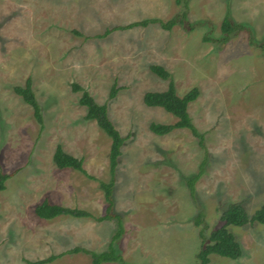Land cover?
Instances as JSON below:
<instances>
[{
  "label": "rangeland",
  "instance_id": "obj_1",
  "mask_svg": "<svg viewBox=\"0 0 264 264\" xmlns=\"http://www.w3.org/2000/svg\"><path fill=\"white\" fill-rule=\"evenodd\" d=\"M251 26L255 43H264V0H0V172L11 173L0 190V264H92L79 246L108 248L116 221L67 214L36 215L44 199L105 213L98 179L109 180L111 138L86 119L79 103L82 85L126 136L116 166L113 211L124 233L115 241L128 264H194L207 231L221 224L231 201L249 215L264 204V51L243 30L227 42L217 40L227 11ZM187 10L192 30L159 23L115 30L106 28L145 18L167 20ZM258 45V46H257ZM164 66L182 96L196 86L188 104L202 146L188 128L154 133L152 121L177 117L143 101L147 90H164L168 80L150 69ZM28 78L43 124L14 86ZM119 89L109 97L113 85ZM58 144L83 159L92 179L71 167L58 168ZM203 171L191 194L187 180ZM202 211L203 221L195 223ZM242 247L231 259L212 254L208 264H264V223L229 225ZM101 264H119L103 262Z\"/></svg>",
  "mask_w": 264,
  "mask_h": 264
},
{
  "label": "trees",
  "instance_id": "obj_2",
  "mask_svg": "<svg viewBox=\"0 0 264 264\" xmlns=\"http://www.w3.org/2000/svg\"><path fill=\"white\" fill-rule=\"evenodd\" d=\"M184 4L185 6L187 5V0H184ZM186 18L187 10L182 11L181 14H176L165 21L159 18H145L123 25H115L106 28L103 33L96 34V36L105 37L115 30H123L135 26H147L149 23H159L161 27L166 30H170L176 24L183 25L185 28L192 30L194 25ZM243 30L249 32L251 44H258L255 43V40L253 39L254 34L251 26L245 24V22H238L234 20L230 15V11L227 9L221 23L222 35L217 40L220 42H227L233 34ZM258 45L264 51V43L261 42ZM150 69L162 79L168 80V86L164 90H147L143 95L144 103L148 106H160L164 108L166 111L175 115L177 120L173 123L152 121L149 124V128L158 135L167 134L175 128H188L196 137H198L199 143L203 146L204 135L199 132L197 127L193 124L187 109L189 102L193 101L198 96V87L194 86L182 96H179L176 93L174 79L171 73L164 66L160 64H151ZM72 89L75 91H81L79 103L86 107L85 118L95 120L99 127L111 138L109 151L110 178L107 181L98 179L99 185L104 191V197L107 202L106 211L100 216H93L86 209L52 203L47 199H44L40 203L36 204L34 211L37 216L43 219H51L62 214L74 217L92 216L99 221L114 219L116 221V230L112 235L106 250L96 252L76 246L69 249L67 252L84 251L90 254L92 264H101L103 262H119V264H128L123 259L122 255L117 251L114 244L115 241L124 233V228L121 215L113 211V191L116 183V166L118 163V157L121 154V147L126 139V136H123L115 127V124L109 117L107 105L105 103L97 102L90 92L79 83H72ZM118 89L119 88L114 84L109 92V97L113 98L117 94ZM14 91L21 95L25 102L32 106L35 118L42 125L43 117L41 108L33 91L31 78L27 79L25 85L14 86ZM53 160L58 168L71 167L81 171L89 178L97 179L95 176L89 174L83 167V159L81 157L66 152L62 148L61 144L56 146L53 153ZM204 163L205 159L201 162L199 171L189 176L187 180L192 195L195 193V182L202 174ZM10 175L11 173L0 172V190L5 188V181L8 177H10ZM202 217V211L198 212L195 217V223L197 225H200L203 221ZM220 221L221 224L213 227L209 231H207V225H203L200 228L202 243L199 251L196 253L197 260L194 264H208L212 254L231 259H237L240 257L242 255V247L236 239L235 234L230 230L229 225L244 226L253 222L264 223V204L255 209L252 215H249L241 201H231L222 210ZM60 255L62 254H51L46 258L28 262L31 264H44L53 261Z\"/></svg>",
  "mask_w": 264,
  "mask_h": 264
}]
</instances>
